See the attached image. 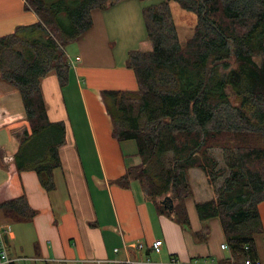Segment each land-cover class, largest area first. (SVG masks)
Wrapping results in <instances>:
<instances>
[{
	"label": "trees",
	"instance_id": "16d2710c",
	"mask_svg": "<svg viewBox=\"0 0 264 264\" xmlns=\"http://www.w3.org/2000/svg\"><path fill=\"white\" fill-rule=\"evenodd\" d=\"M120 1L24 0L38 21L0 37V80L20 94L29 125L16 135L12 171L35 172L47 193L61 167L65 125L48 120L41 80L53 73L65 86V47L92 27L91 11ZM169 2L196 16L185 42ZM142 16L151 50L130 51L126 60L137 90L100 93L113 136L134 140L141 159L121 186L137 182L159 212L187 230L184 201L193 196L188 170L221 180L215 199L194 203L197 217L203 224L219 219L235 263L256 260V240L263 234L258 205L264 202V0H165L144 6ZM165 198L171 210L161 204ZM0 215L24 223L35 211L21 193L0 203ZM207 230L203 226L200 234Z\"/></svg>",
	"mask_w": 264,
	"mask_h": 264
},
{
	"label": "crops",
	"instance_id": "0c3cea01",
	"mask_svg": "<svg viewBox=\"0 0 264 264\" xmlns=\"http://www.w3.org/2000/svg\"><path fill=\"white\" fill-rule=\"evenodd\" d=\"M91 18L92 27L73 42L70 54L65 47L68 83L60 86L51 73L40 84L48 120L65 125V143L58 149L61 167L53 172L51 192L42 189L35 172L12 171L19 146L16 135L29 125L20 94L0 80V203L23 193L35 211L24 223H11L0 215L10 264H165L173 258L179 264H229L233 258L221 249L227 243L219 219L201 223L194 203L186 199L190 228L185 230L159 212L137 182L121 186L120 179L141 159L134 140L113 136L100 93L137 90L135 75L126 67L132 49L115 55L105 11H91ZM37 21L24 0H0V37ZM115 22L111 19V25ZM89 100L91 110L86 106ZM258 213L263 234L256 240V260L264 264V202ZM203 226L207 234H200ZM157 240L162 242L159 253L151 248ZM137 243H142L141 250Z\"/></svg>",
	"mask_w": 264,
	"mask_h": 264
},
{
	"label": "rangeland",
	"instance_id": "374dc122",
	"mask_svg": "<svg viewBox=\"0 0 264 264\" xmlns=\"http://www.w3.org/2000/svg\"><path fill=\"white\" fill-rule=\"evenodd\" d=\"M163 1L165 0H127L120 5H114V7L104 10L107 15V20H109L110 23V47L115 55H119L121 50L125 49H132V51L150 50L151 46L147 39L144 27L142 9L144 6H154ZM169 8L173 22L177 28L178 38L180 42H185L192 34V29L196 23V16L193 13L182 10L175 2H169ZM115 17L118 21L117 23L115 22ZM111 19L115 22L112 25ZM114 26H116V34L120 32V35H118L119 37L114 33ZM66 47L67 53L70 54L74 45L73 43H70ZM86 106H88V109H92L90 100L88 101V105L86 102ZM67 107L69 111V120L76 129L73 111L70 109L69 104H67ZM80 108H82L81 104ZM90 115L92 116V112ZM213 155L220 161V156L217 151L213 152ZM220 164L222 163L219 162V165ZM187 176L189 186L193 194L191 198H188L190 203H195L196 201L202 202L216 198V188L220 185L221 180L213 182L211 179H208L202 171L196 168L189 169ZM185 202L186 201H184V204Z\"/></svg>",
	"mask_w": 264,
	"mask_h": 264
},
{
	"label": "built area",
	"instance_id": "2783aa9c",
	"mask_svg": "<svg viewBox=\"0 0 264 264\" xmlns=\"http://www.w3.org/2000/svg\"><path fill=\"white\" fill-rule=\"evenodd\" d=\"M5 237L6 236H4V231L0 230V264H10L13 262V260L9 257L8 252H7V242L5 241ZM161 245H162V242L160 240H157L152 243L151 248L155 253H159ZM136 248L138 250H141L143 248L142 243H137ZM221 249L229 250L227 244H222ZM133 264H136V263L133 262ZM165 264H179V263L176 259L173 258L168 263H165ZM229 264H237V263H235V261L231 259ZM243 264H261V263L258 260H253V261L247 260Z\"/></svg>",
	"mask_w": 264,
	"mask_h": 264
},
{
	"label": "water",
	"instance_id": "95a60500",
	"mask_svg": "<svg viewBox=\"0 0 264 264\" xmlns=\"http://www.w3.org/2000/svg\"><path fill=\"white\" fill-rule=\"evenodd\" d=\"M161 204L164 205L165 208H167L169 210H171L174 206L172 201L169 198H165L164 200H162ZM5 241L7 242L6 237H5Z\"/></svg>",
	"mask_w": 264,
	"mask_h": 264
}]
</instances>
